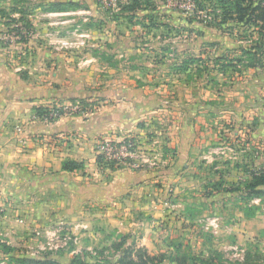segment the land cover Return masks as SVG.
I'll return each mask as SVG.
<instances>
[{
	"label": "rangeland",
	"instance_id": "obj_1",
	"mask_svg": "<svg viewBox=\"0 0 264 264\" xmlns=\"http://www.w3.org/2000/svg\"><path fill=\"white\" fill-rule=\"evenodd\" d=\"M141 1L144 11L132 13L126 7L130 0H26L24 4L0 0V11L5 10L0 13V49L19 66L21 74L39 57L43 65L36 66V72L46 67L59 70L93 96L110 87H130L145 96L159 97L163 110L172 105L178 87H191L197 93L207 87L213 100L208 105L222 109L221 120L210 122L211 128L222 130H216L218 144L211 145L215 153L207 151L210 163L204 173L213 198L192 201L184 211L183 207L182 218L189 221L184 231L160 239L162 246L155 245L147 253L159 260L186 259L188 264L204 260L264 264V196L248 200L244 192L234 191L250 181L247 171L264 167V63L247 69L251 56L242 53V48L262 38L256 29L234 23L229 31L208 27L212 16L198 12L196 0ZM69 2L80 7L47 11L50 4ZM17 6L28 9L31 24L29 38L24 31L28 38L24 43L21 37H12L17 28L25 29L24 23H10L11 18H21L11 11ZM223 55L228 59L218 62ZM230 62L234 67L225 68ZM76 83L64 91L79 92ZM95 107L101 105L96 102ZM217 164L219 170H214ZM201 190L197 188L189 198L198 194L201 199ZM30 239V245L13 253L0 241V264H21L17 259L22 258L71 264L75 256L90 264H117L128 248L132 256L137 255L133 242L123 245V237L116 234L103 235L99 243L79 244L67 230L48 236L36 232Z\"/></svg>",
	"mask_w": 264,
	"mask_h": 264
},
{
	"label": "crops",
	"instance_id": "obj_2",
	"mask_svg": "<svg viewBox=\"0 0 264 264\" xmlns=\"http://www.w3.org/2000/svg\"><path fill=\"white\" fill-rule=\"evenodd\" d=\"M40 61L28 63L21 74L0 49V241L19 248L30 245L36 232L67 230L79 244L116 234L151 251L162 246L160 239L177 237L189 222L182 218L187 204L208 201L207 151L215 153L211 145L218 144L216 130H222L210 127L211 120H221L222 109L208 105L209 89H200L202 94L178 87L172 105L163 110L159 97L130 87L93 96L59 70L36 72ZM74 83L79 92L64 91ZM71 104L95 108L90 116L63 115L53 122L35 114L38 107ZM130 137L144 156L140 168L100 161V140ZM66 161L83 168L65 172ZM197 188L201 199L189 198Z\"/></svg>",
	"mask_w": 264,
	"mask_h": 264
},
{
	"label": "trees",
	"instance_id": "obj_3",
	"mask_svg": "<svg viewBox=\"0 0 264 264\" xmlns=\"http://www.w3.org/2000/svg\"><path fill=\"white\" fill-rule=\"evenodd\" d=\"M20 3L24 4L26 0H19ZM198 12L208 13L212 16V21L207 23L208 27L217 29L219 31L231 30L233 29L232 23L241 26L247 29H256L257 36H260L264 39V0H196ZM131 3V4H130ZM17 6V8H13L12 13H16L21 16V18H11L10 23H24L25 29H16L17 36L21 37V43L27 42L30 32H27L31 28L30 22L27 20L28 17V9L25 6ZM77 9L80 7L79 5L69 2V3H56L50 4L48 7V12L50 13H58L64 11L66 8ZM129 11L132 13H137L138 11H144L141 0H130L129 4L126 6ZM5 11V10H4ZM4 11H0L1 15L4 14ZM135 18L133 16L132 20ZM149 18V17H145ZM10 25V24H7ZM27 32L28 38H26ZM247 33V32H246ZM259 41L255 45L250 48H242V53L247 56H251L249 58L250 63L247 66V69H256L262 65V59H264V41ZM229 56L223 55L220 58H217L218 62H222L224 59H228ZM224 60V61H225ZM264 61V60H263ZM241 62V61H240ZM233 62L225 65V68L231 69L233 66ZM262 67V66H261ZM84 107H89V104L83 105ZM52 110L47 107H38L35 109V114L37 117L45 118L49 117ZM55 121L54 119L51 122ZM102 161L101 158H99ZM83 168V164H79L73 161H66L63 165V171L65 172H76ZM250 176V181L241 183V186L236 191L244 192L247 196L248 200L252 199H261L264 196V167L259 171L252 170L247 171ZM206 198H213V194L209 191L206 193ZM123 245L127 244L126 238L121 240ZM122 244V243H121ZM181 246H177L176 250H179ZM6 251L8 252H16V248L11 246H5ZM128 248L122 256L118 257L117 264H188L186 259H178L175 258L171 261H168L165 257L162 259H158L157 256H151L147 253L146 250L143 249H135L137 255L132 256V253ZM131 250H134L132 247ZM18 263L21 264H61L55 260H40V259H31V258H22L17 259ZM108 263V262H107ZM71 264H90L85 262L81 256H75L72 260ZM94 264H101V262H96ZM104 264V263H103ZM192 264H197L196 262ZM201 264H216L214 260L203 261ZM246 264H251L247 261Z\"/></svg>",
	"mask_w": 264,
	"mask_h": 264
},
{
	"label": "built area",
	"instance_id": "obj_4",
	"mask_svg": "<svg viewBox=\"0 0 264 264\" xmlns=\"http://www.w3.org/2000/svg\"><path fill=\"white\" fill-rule=\"evenodd\" d=\"M12 37L16 38L18 36L15 35ZM88 108L84 107L82 104H71L55 108L52 109V112L50 113L49 117H45V120H57L63 115L83 117L90 116V114L93 113L94 109L89 110ZM97 153L104 164L108 166H114L116 168L135 170L140 168V165L144 159L142 151L139 149L137 142L131 137L123 140L108 138L100 140L97 145ZM0 214H2L1 208Z\"/></svg>",
	"mask_w": 264,
	"mask_h": 264
}]
</instances>
